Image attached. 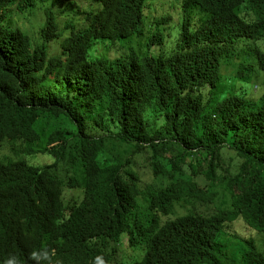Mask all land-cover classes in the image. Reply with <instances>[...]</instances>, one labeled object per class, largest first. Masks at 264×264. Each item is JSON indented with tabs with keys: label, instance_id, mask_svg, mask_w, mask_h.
I'll return each mask as SVG.
<instances>
[{
	"label": "trees",
	"instance_id": "obj_1",
	"mask_svg": "<svg viewBox=\"0 0 264 264\" xmlns=\"http://www.w3.org/2000/svg\"><path fill=\"white\" fill-rule=\"evenodd\" d=\"M155 1L0 0V264H264V0Z\"/></svg>",
	"mask_w": 264,
	"mask_h": 264
},
{
	"label": "rangeland",
	"instance_id": "obj_2",
	"mask_svg": "<svg viewBox=\"0 0 264 264\" xmlns=\"http://www.w3.org/2000/svg\"><path fill=\"white\" fill-rule=\"evenodd\" d=\"M78 2H80V4L84 7L87 8L91 5L92 0H77ZM95 1V0H93ZM156 5L158 7H152L150 10V14L151 16H157V18H159V20H161L163 17H170L172 19V21L170 23L167 24V26H171L172 24H177L178 21L181 19V17L183 16V12H184V7L182 5V3L184 4V0H157L155 1ZM160 4H163V9H161L162 7L159 6ZM199 9V7H198ZM200 10V9H199ZM169 11V12H168ZM200 12L202 13V11L200 10ZM41 19H38L37 16H33V15H28L27 18H22L20 23L21 25L25 26L26 29H28V31H31V33H35L37 31V27L35 26V23H37V20L39 21ZM155 20V19H153ZM39 24V23H37ZM163 29L161 28V33H164V35H166V33L164 31H162ZM146 35L149 36L148 32H145ZM138 35H134L130 41H122L120 44L125 45L126 48H124L122 50L123 53L128 52L130 49L138 51L139 47H143L144 44V39L143 38H138ZM147 36V37H148ZM131 38V37H130ZM234 74V68L230 67V65H225L223 67V76H224V83H226L225 81L230 77L233 76ZM256 90V89H255ZM228 156H232L231 153H228ZM34 163L37 164H41L43 161H48V158H42L39 155L32 158L31 160ZM229 165L233 164V161H230L228 163ZM147 165V160H144L143 163L139 164V167L141 168V171H139L140 173V178L142 180L141 182V186L144 187V189L146 191H148V186H152V185H156L159 186L162 184V182L155 180V176L153 174V172H149L144 166ZM167 184V182H166ZM144 199H142V207L136 209L135 213L138 214L139 218L141 220H146L148 218V212L147 210H145L143 208V204H144ZM219 205L221 207H223L222 203H219ZM216 206H211V209H207L205 210L206 212L210 211V210H214ZM234 230L238 233H236L239 236H249L250 233L247 232L244 228V226L241 224V222H237L236 225L234 226ZM235 234V233H234ZM264 236V235H263ZM259 238V236L256 237V239ZM124 246L122 248L119 249L118 252V256L121 257V259L126 258L127 256L132 255L133 253L130 251V249L128 248V238L127 236L125 237L124 241H123Z\"/></svg>",
	"mask_w": 264,
	"mask_h": 264
},
{
	"label": "bare ground",
	"instance_id": "obj_3",
	"mask_svg": "<svg viewBox=\"0 0 264 264\" xmlns=\"http://www.w3.org/2000/svg\"><path fill=\"white\" fill-rule=\"evenodd\" d=\"M3 10H4V9H3ZM5 11H6V10H5ZM5 11H4V13H5ZM11 11H12V10H11ZM11 11H10V12H11ZM16 11H18V10H16ZM168 12H169V11H168ZM16 14H17V13H16ZM9 16H10V15H9Z\"/></svg>",
	"mask_w": 264,
	"mask_h": 264
}]
</instances>
